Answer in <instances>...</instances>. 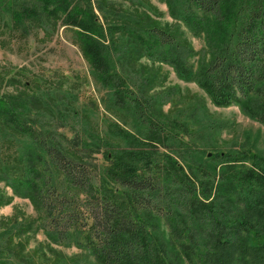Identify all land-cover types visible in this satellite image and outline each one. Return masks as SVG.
<instances>
[{
    "label": "trees",
    "instance_id": "trees-1",
    "mask_svg": "<svg viewBox=\"0 0 264 264\" xmlns=\"http://www.w3.org/2000/svg\"><path fill=\"white\" fill-rule=\"evenodd\" d=\"M130 3L0 0V27L7 15L25 36L71 30L106 90V109L136 118L145 136L118 126L119 147L109 133L94 136L86 147L95 145L105 161L94 165L96 181L86 158L37 118L53 110L45 95L56 90L39 79L0 77V182L37 213L0 216V264H264V156L217 145L218 125L198 119V99L174 110L182 91L164 86L160 71L170 66L215 107L237 106L264 126V0H165L175 21L164 26L145 8L149 0ZM185 28L203 36L205 50L193 47ZM7 82L20 86L1 92ZM191 149L201 158L187 159ZM11 201L0 188V208ZM38 232L44 262L27 251ZM55 245L77 248L82 260Z\"/></svg>",
    "mask_w": 264,
    "mask_h": 264
},
{
    "label": "rangeland",
    "instance_id": "rangeland-1",
    "mask_svg": "<svg viewBox=\"0 0 264 264\" xmlns=\"http://www.w3.org/2000/svg\"><path fill=\"white\" fill-rule=\"evenodd\" d=\"M120 1H124V5L127 7L135 6L134 3H130V0ZM149 2L151 8H147L146 5L145 8L159 22V25L164 26L166 23L170 24L175 21L169 15L165 0H149ZM135 3H137V0H135ZM154 8H156V11ZM187 36L196 50H205L203 36L193 37L188 31ZM141 60L148 61L146 58ZM17 70H20L23 74L17 73ZM160 71L162 74H166L164 86L176 85L182 91L184 98L179 99L175 104H171L174 110L186 107L191 99H198L203 106L198 113V119L203 124L213 123L218 125L217 141H225L223 143L218 141L217 145L230 151H239L245 148L252 153L264 156L263 125L243 114L237 106L215 107L196 84L178 79L170 66L162 64ZM7 75H15L18 81L28 80L30 83H34L35 79H39L41 80V86L46 85L42 87L43 89L52 88L56 90V93H46L45 95L49 102L53 104V110H49L48 114L40 115L36 112L37 118H41L43 124H47L44 125L45 127L57 128L63 145L67 148L71 147L73 151L86 158L95 170L94 177L96 181L99 178V171L94 165L102 168L105 161L102 154L96 151L97 147L95 145L92 148L86 147L87 143L91 144L92 140H95L94 136L97 137L96 139H107L106 134L109 133L111 136L108 137L110 138L108 140L113 146H125L119 135L122 131L118 128L119 126L134 135L145 138L143 136L144 128L138 124L136 125V118H125L121 114H115L106 109L104 103L107 98L106 90L101 88L94 80L89 65L75 45L73 33L69 29L59 28L58 32L51 38H45L41 31L34 30L28 36H25L11 28V21L5 15L4 25L0 27V77L4 78ZM18 86H20L18 82L15 85L8 82L4 83L1 92H14ZM42 88L41 91L43 92ZM168 106L169 104L165 105L164 109ZM47 118L52 119L47 120ZM52 120L56 121L52 123ZM92 135L93 138H91ZM185 140H187L186 137ZM202 142H206L205 137ZM99 143L102 144V141H99ZM196 147L202 150L203 144L201 141L196 144ZM204 151L211 152L212 150L207 148ZM192 154L201 158L199 154L194 153L191 149V152L187 154V159L191 158L190 160L193 161ZM198 158H195V161H199ZM0 188H4L5 192L12 196L11 203L0 208V216L12 218L15 215H20V212L32 217L37 215L28 199L13 196L11 189L6 187L3 182H0ZM27 241L29 244L28 253L32 254L34 250L33 257L39 262H44L46 259L43 253H47L44 251L45 248L41 246L42 243H45L44 235L40 232L32 234ZM41 247L43 248L42 252H40ZM54 248L60 251L59 255L75 256L82 260L79 257L80 251L75 247L55 245Z\"/></svg>",
    "mask_w": 264,
    "mask_h": 264
},
{
    "label": "water",
    "instance_id": "water-1",
    "mask_svg": "<svg viewBox=\"0 0 264 264\" xmlns=\"http://www.w3.org/2000/svg\"><path fill=\"white\" fill-rule=\"evenodd\" d=\"M208 156H211L212 155V152H208V154H207Z\"/></svg>",
    "mask_w": 264,
    "mask_h": 264
}]
</instances>
